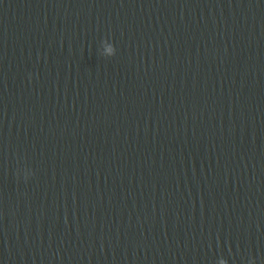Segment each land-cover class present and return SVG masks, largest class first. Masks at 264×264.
Segmentation results:
<instances>
[{"label": "water", "instance_id": "1", "mask_svg": "<svg viewBox=\"0 0 264 264\" xmlns=\"http://www.w3.org/2000/svg\"><path fill=\"white\" fill-rule=\"evenodd\" d=\"M0 264H264V0H0Z\"/></svg>", "mask_w": 264, "mask_h": 264}]
</instances>
